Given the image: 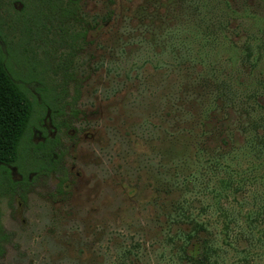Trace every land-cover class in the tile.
<instances>
[{
    "label": "rangeland",
    "instance_id": "rangeland-1",
    "mask_svg": "<svg viewBox=\"0 0 264 264\" xmlns=\"http://www.w3.org/2000/svg\"><path fill=\"white\" fill-rule=\"evenodd\" d=\"M80 1L82 15L97 27L79 53L75 75L82 81L76 105L80 114L66 117L72 126L61 137L67 149L68 195L52 198L59 179L50 175L36 179L26 203L18 196L1 198L2 226L9 239L2 244L0 264H181L178 251L170 250L169 236L191 226H173L164 213L183 198L209 226L225 264H264V218L249 221L263 204L260 181L243 180L242 193L228 191L219 197L211 188L221 187L223 178L203 172L189 182L197 169L194 145L189 141L184 150L174 143L180 126L194 129L185 111L198 119L197 108L182 104L185 94H191L184 89L194 72L193 63L181 55L196 59L192 40L187 51L178 49L176 55L173 46H166V23L174 27L182 22L183 0ZM231 1L264 13V0ZM110 10L115 15L109 20ZM13 67L22 76L28 73L25 66ZM209 116V127H219L222 116L231 119L233 114ZM207 144L206 149L212 147ZM177 152L183 153L181 160ZM4 154L12 159L10 149ZM245 163L248 175L257 174ZM249 225L256 229L250 240L244 234ZM223 227L228 237L221 233Z\"/></svg>",
    "mask_w": 264,
    "mask_h": 264
},
{
    "label": "trees",
    "instance_id": "trees-1",
    "mask_svg": "<svg viewBox=\"0 0 264 264\" xmlns=\"http://www.w3.org/2000/svg\"><path fill=\"white\" fill-rule=\"evenodd\" d=\"M179 8L182 22L171 27L166 20V46H173L176 55L178 49L187 51L188 40H192L196 59L181 55L193 63L190 69L194 72L184 89L191 94H185L182 104L197 108L198 119L185 111L194 129L179 125L174 143L184 150L187 142L194 145L197 169L189 174V182L195 183L203 172L223 178L221 187L211 188L219 197L228 191L242 193L243 180L260 181L258 195L263 204L250 214L253 223L264 218V13L234 5L231 0H183ZM81 9L80 0H0V200L18 196L26 203L36 179L50 175L59 179L52 198L68 195L67 149L62 147L61 137L72 126L66 117L80 114L76 105L82 81L75 75L79 53L97 27ZM114 15L110 10L107 18ZM152 42L150 51L157 37ZM16 64L27 67L26 76L15 71ZM218 111L233 116H222L221 126L209 127V114ZM47 119L54 135L46 127ZM207 143L212 147L206 149ZM9 149L11 160L4 154ZM182 157L183 153L177 152V158ZM245 162L257 174L248 175L242 167ZM183 200L164 213L173 226H191L169 236L174 246L170 250L178 251L181 264H225L209 226L193 214L190 202ZM1 218L0 210V255L2 244L9 239ZM224 227L220 231L228 237ZM255 232L249 225L244 234L250 240Z\"/></svg>",
    "mask_w": 264,
    "mask_h": 264
},
{
    "label": "flooded vegetation",
    "instance_id": "flooded-vegetation-1",
    "mask_svg": "<svg viewBox=\"0 0 264 264\" xmlns=\"http://www.w3.org/2000/svg\"><path fill=\"white\" fill-rule=\"evenodd\" d=\"M47 122V121H46ZM46 127H47V124H46ZM47 129H48V131H49V133L51 134V132H50V130H49V128L47 127Z\"/></svg>",
    "mask_w": 264,
    "mask_h": 264
}]
</instances>
